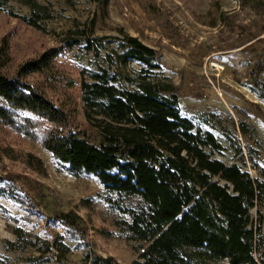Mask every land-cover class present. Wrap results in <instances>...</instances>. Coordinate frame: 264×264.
<instances>
[{
	"label": "rangeland",
	"instance_id": "1",
	"mask_svg": "<svg viewBox=\"0 0 264 264\" xmlns=\"http://www.w3.org/2000/svg\"><path fill=\"white\" fill-rule=\"evenodd\" d=\"M126 35L155 50L180 114L221 144L211 157L259 177L252 166L264 168V0H0V72L14 77L21 63L53 49L50 68L20 78L66 115L57 128L95 142L80 83L101 67L138 75V63L116 59ZM13 115L12 124L0 119V264H83L87 250L131 264L142 243L127 239L129 217L117 206L135 209L139 198L117 195L93 175H72L42 146L56 126L24 110ZM259 211L255 256L264 261V202ZM65 212L79 216L75 226L56 217Z\"/></svg>",
	"mask_w": 264,
	"mask_h": 264
},
{
	"label": "trees",
	"instance_id": "2",
	"mask_svg": "<svg viewBox=\"0 0 264 264\" xmlns=\"http://www.w3.org/2000/svg\"><path fill=\"white\" fill-rule=\"evenodd\" d=\"M119 47V64L141 66L136 77L101 67L91 82L80 83L85 115L98 130L95 142L57 128L66 126V115L20 78L50 68L53 49L21 63L14 77L0 72V119L12 124L13 114L24 110L53 123L42 146L72 175H93L107 190L139 198L135 209L117 206L129 217L127 239L142 243L133 248L131 264H264L255 256L262 242L264 168L253 165L259 175L253 177L234 162L211 157L221 144L180 114L176 88L158 71L155 50L129 35ZM240 129L245 131L242 123ZM56 217L70 227L80 219L73 212ZM20 233L14 230L18 240ZM67 251L65 246L62 255ZM82 262L118 264L92 250Z\"/></svg>",
	"mask_w": 264,
	"mask_h": 264
}]
</instances>
